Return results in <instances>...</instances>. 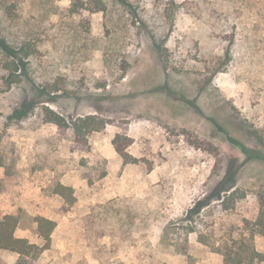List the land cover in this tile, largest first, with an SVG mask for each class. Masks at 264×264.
Segmentation results:
<instances>
[{"label": "rangeland", "instance_id": "obj_1", "mask_svg": "<svg viewBox=\"0 0 264 264\" xmlns=\"http://www.w3.org/2000/svg\"><path fill=\"white\" fill-rule=\"evenodd\" d=\"M21 1L25 14L0 22L16 57L0 51L8 188L36 165L82 166L94 197L89 219L68 221L77 264H223L264 195V1L84 0L73 15L67 0ZM42 107L108 124L61 134ZM117 134L134 162L107 175ZM229 188L242 198L224 210ZM252 246L264 254L263 237Z\"/></svg>", "mask_w": 264, "mask_h": 264}, {"label": "trees", "instance_id": "obj_2", "mask_svg": "<svg viewBox=\"0 0 264 264\" xmlns=\"http://www.w3.org/2000/svg\"><path fill=\"white\" fill-rule=\"evenodd\" d=\"M67 1L70 2V5L65 8L61 7V11H66L73 15L78 13L79 10H84V0ZM234 1L235 0H232V2ZM25 8L26 5L24 7L21 0H0V22L6 20L7 17L14 16V14L18 15L21 10V13L25 14ZM101 8L97 10L101 11ZM51 14L56 13L53 11ZM11 45H13L11 41H8L7 37L0 33V51L5 52L11 58H16L14 53L15 49H13ZM29 45L30 41H22L17 47V50L21 54V58H18L20 64L27 62V59L31 54ZM42 114L44 121L55 125L61 134L71 129L75 136H85L93 132L104 130L105 126L108 124L107 121L95 115H86L73 122H67L62 116L48 107H42ZM120 139L126 140L127 137L120 134H117L114 137L112 141L114 151L122 158L124 165L134 162L130 155L125 152L124 146L118 143ZM4 176L3 179H0V192L8 189L10 175L5 171ZM101 176L103 177L104 175ZM88 181L91 185L92 181L89 177ZM231 189L232 188H229L225 191L230 192ZM53 190L54 193L64 199L68 206H71L75 202L70 188L63 187L57 183ZM256 197L259 204L258 216L252 222L243 220V230L241 233L237 236L234 235L230 237L229 241L226 242L225 249L220 251L223 264H245V262L246 264H264V254L257 252L252 246L255 237L259 236L264 238V195L257 194ZM240 198L242 197H237L236 193L231 191L220 204L223 206L224 210H229V204L227 205V203L234 202ZM112 202L113 200L110 199L107 201L106 205L110 206ZM87 219H89V217H83L79 220L86 221ZM35 222L37 224V233L44 241L42 246L33 244L26 239H17L14 237V231L18 224V218L16 216L5 215L0 217V250L14 253L17 256L14 264H39L40 256L45 250L49 249L51 244L50 236L55 228V223L42 217H36ZM230 232L234 234L235 231L231 230Z\"/></svg>", "mask_w": 264, "mask_h": 264}, {"label": "crops", "instance_id": "obj_3", "mask_svg": "<svg viewBox=\"0 0 264 264\" xmlns=\"http://www.w3.org/2000/svg\"><path fill=\"white\" fill-rule=\"evenodd\" d=\"M94 146V151L99 150V145ZM107 165V175H115L122 168H127V164H123L122 158L114 149L108 151ZM2 171L0 179L5 177L4 169ZM57 183L72 190L75 202L71 206L54 193L53 188ZM92 187L93 184H89L80 165L63 171H57L55 167L36 165L31 175L16 180L8 189L0 192V217L16 216L18 224L14 237L26 239L39 246L44 241L37 233L35 218L42 217L54 222L50 247L40 256L39 264H77L81 258V243L78 240H69L66 231L69 219L83 218L90 213V203L94 197ZM0 251L7 254L6 264L15 263L17 256L14 253Z\"/></svg>", "mask_w": 264, "mask_h": 264}]
</instances>
